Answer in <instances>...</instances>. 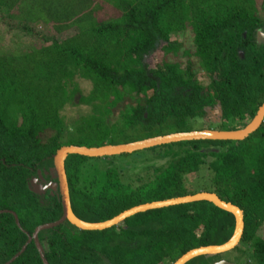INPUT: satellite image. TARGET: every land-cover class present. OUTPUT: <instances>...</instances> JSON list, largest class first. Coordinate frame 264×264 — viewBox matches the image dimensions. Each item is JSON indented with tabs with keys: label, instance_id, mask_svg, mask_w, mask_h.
<instances>
[{
	"label": "trees",
	"instance_id": "16d2710c",
	"mask_svg": "<svg viewBox=\"0 0 264 264\" xmlns=\"http://www.w3.org/2000/svg\"><path fill=\"white\" fill-rule=\"evenodd\" d=\"M104 1L0 0V27L19 26L36 37L43 24L55 35L27 51L0 47V264H175L193 250L227 243L235 231L232 214L198 201L140 212L101 231L65 221L38 232L41 259L33 233L62 217L54 166L59 149L118 146L101 136L126 137L132 129L139 138L130 143L155 135L239 132L264 104V45L255 40L256 31H264V0ZM107 5L120 16L103 20ZM187 29L193 51L171 41ZM160 46L163 57L174 60L149 69L144 56ZM181 51L187 65L178 60ZM190 58L207 83L195 76ZM77 80L90 83L88 95ZM68 105L90 109L78 119L74 139L62 137L61 112ZM120 106L119 125L108 127V116ZM209 112L219 116L213 127L204 124ZM167 124L173 134L146 136ZM142 151L153 160L142 159L146 174L135 179H128L122 163L107 161L130 154L67 155L73 216L102 224L139 206L212 194L240 210V240L226 253L185 264H214L223 255L235 264H264V117L242 141L194 140Z\"/></svg>",
	"mask_w": 264,
	"mask_h": 264
},
{
	"label": "water",
	"instance_id": "95a60500",
	"mask_svg": "<svg viewBox=\"0 0 264 264\" xmlns=\"http://www.w3.org/2000/svg\"><path fill=\"white\" fill-rule=\"evenodd\" d=\"M255 40H256L257 45H264L263 30L258 29L256 31ZM146 58L147 57L145 56L143 60H145ZM263 117H264V104L258 110L253 121L244 130L239 131V132H234V133H220V132H212V131L192 132V133L173 134V135H167V136H162V137H156V138H151V139H148L142 142L122 145V146L121 145L104 146L101 148H89V149L79 148V147H63L59 149L56 152L55 157H54V166H55V173H56V177L58 180V187H59L60 197H61L62 217L56 223L38 227L34 231L32 239L40 254L41 259L43 260V255H42V251L37 241L38 232L44 229L54 228L62 224L65 221L69 222L74 227L80 230H83V231H101V230L108 229L112 226L118 225L119 223L123 222L126 218L131 217L140 212H144V211L155 209V208H164V207H170V206L186 204V203H193V202H198V201H207L209 203H212L217 208L222 209L232 214L235 219V231L233 233L231 240H229L227 243L219 247H205V248H199V249L193 250L189 252L188 254L184 255L183 257H181L175 264H185L195 257H199L203 255L205 256L206 255H218V254H223V253H226L232 250L235 246H237L240 240V237H241L242 223H243L242 214L240 210H238V208L221 202L216 196L212 194L202 193V194H198V195L191 196V197L178 198V199H174V200H170L166 202L139 206L129 211H126L118 215L114 219L108 222L102 223V224H87V223H84L76 219L70 210L67 184H66L65 175H64L63 161L65 157L69 154L82 155V156H86L90 158L108 157V156L121 155V154H131L136 151H142L144 149L153 148V147H157L161 145L178 143V142H186V141H194V140H238V141H242L246 137H248L253 131H255L256 127L260 124ZM15 220L17 223L16 217H15ZM30 241L31 239L29 238L28 243ZM214 264H232V263L227 262V261H219Z\"/></svg>",
	"mask_w": 264,
	"mask_h": 264
},
{
	"label": "rangeland",
	"instance_id": "374dc122",
	"mask_svg": "<svg viewBox=\"0 0 264 264\" xmlns=\"http://www.w3.org/2000/svg\"><path fill=\"white\" fill-rule=\"evenodd\" d=\"M98 1L105 2L104 0H97V2ZM257 3L260 4V1L258 0ZM109 7H110V9H109ZM105 10H106L105 13L102 14L103 20H107V19L110 20L111 18L115 19L116 17L120 16V13L118 11L114 10V8L111 6L106 7ZM259 16H260V19L262 20V22H264V9L259 11ZM0 22H1V18H0ZM15 25H16V23H15ZM13 26H14V23H13ZM74 32L75 31H73L72 33H74ZM35 33H38V36L35 37V36L27 35V34L25 35V33H22L20 31L19 26L13 27L12 31H9V30L4 29L3 27H0V47L2 48L3 52L27 51L30 47H33V46L39 47L40 45H42L43 44L42 41L44 39H46V37L55 36V35H53V33H51L50 28L48 26L43 25V24H39V26H37V28L35 29ZM58 38L61 39L62 36H59ZM171 41L180 42L183 45L184 49H189L190 51H193L192 34H191L189 29H187V30H185L182 33H179L177 35H173L171 38ZM181 55H182V51L179 53L178 60L183 65H187L186 59H184V57H182ZM190 59L193 62V70H194L195 76L198 78L199 81H202L203 83H207V80L202 75V71H200L198 68V63H197L196 59L195 58H190ZM172 60H174V58H172V57H168V58L163 57V54L161 51V46H160L152 56H150L144 60V63L147 64L149 69H156L158 66L161 67L165 62L170 63ZM77 82L79 83V88L81 89L82 94L88 95L89 91L91 90V86L89 85L90 83L89 82L83 83L79 80H77ZM77 99H78V96H76V98L73 102L76 103ZM121 111H122V106L116 107L113 110V113L110 116H108V118H107V120H109L108 121L109 122L108 127L111 128L112 125H115V126L119 125V122L121 120L120 119V112ZM89 112H90V109L88 107H85V106H81V105L80 106H69V105L66 106L64 108V110L61 112V115L64 118L65 125L67 128V131L63 132L62 137L66 138V139L71 137L72 139H74L77 135V130H76L75 126L77 125L78 119L83 115L89 114ZM218 119H219V116L216 112H209L207 117L204 119V124L206 126L213 127L214 125L217 124ZM171 127H172V124L164 125L160 129H156L154 132L146 134V136H149L151 134H158L160 132L164 133V131L168 132L170 134H173L175 129L171 128ZM192 128L194 130H197V129H200L201 127L194 125V127H192ZM156 137H159V136H157V135L152 136V138H156ZM102 138L106 139V141L110 140V141L120 142L121 146L148 140V139H144V140L142 139L141 141L130 143L129 141H134V140H137L136 138H139V134H137L134 129H132L129 134H126V137H122L118 134L111 135V133H110L109 136H103L102 135L101 139ZM174 148H178L177 145ZM181 148L189 149L190 146L185 145V146H182ZM150 156H151L150 151H144V152L142 151V152H138L136 155L130 154L127 156H120L117 159L110 157V159H108L107 161H110V164H113V165H116L118 163H120V164L122 163L124 172H125L126 176H128V179H135L139 176L140 177L145 176L146 167H148V166L144 165V162L142 159L147 158L148 159L147 162L149 163L151 161V159L153 160V158H150ZM139 158H141V159H139ZM158 163L163 164L164 162H158ZM261 229L263 230L264 228H261ZM221 257H222L221 258L222 261H230L232 264L233 263L235 264V262H233L235 260L231 261L230 259H228L229 255H223Z\"/></svg>",
	"mask_w": 264,
	"mask_h": 264
},
{
	"label": "clouds",
	"instance_id": "9594fccd",
	"mask_svg": "<svg viewBox=\"0 0 264 264\" xmlns=\"http://www.w3.org/2000/svg\"><path fill=\"white\" fill-rule=\"evenodd\" d=\"M261 30H263V29H261ZM264 32V31H263ZM145 57V56H144ZM147 57V56H146Z\"/></svg>",
	"mask_w": 264,
	"mask_h": 264
}]
</instances>
